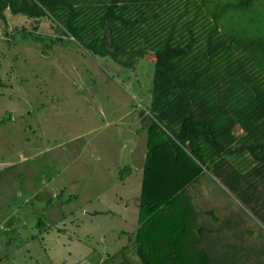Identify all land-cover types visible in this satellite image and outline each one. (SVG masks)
I'll use <instances>...</instances> for the list:
<instances>
[{
  "label": "trees",
  "instance_id": "16d2710c",
  "mask_svg": "<svg viewBox=\"0 0 264 264\" xmlns=\"http://www.w3.org/2000/svg\"><path fill=\"white\" fill-rule=\"evenodd\" d=\"M214 1L0 0V33L8 27L7 14L25 15L36 31L48 19L44 26L55 29V41L72 38L89 53L111 56L130 69L140 58L155 62L153 125L135 233L143 264H264L263 249L230 250L218 236L217 251L188 248L182 254L157 252L147 237L161 225L185 234L187 243L191 231L234 230L218 216L219 227L199 222L190 205L194 186L206 174L220 177L264 224V37H250L246 28L228 30L226 22L228 11L245 19L258 0H228L227 6ZM237 128L243 132L236 134ZM244 155L254 162L247 171L231 161Z\"/></svg>",
  "mask_w": 264,
  "mask_h": 264
},
{
  "label": "crops",
  "instance_id": "0c3cea01",
  "mask_svg": "<svg viewBox=\"0 0 264 264\" xmlns=\"http://www.w3.org/2000/svg\"><path fill=\"white\" fill-rule=\"evenodd\" d=\"M7 16L10 23L13 18L10 14ZM9 38L6 34V39ZM6 64L4 59L0 65ZM18 73L20 75L14 81L9 80L6 87L1 88L0 100L2 97L12 102L19 95H24V100L25 95L35 96H29L28 100L32 102L23 110L5 109L6 103L0 101L3 111L18 112V123L15 124L14 118L6 120L5 116H0V127L9 136L8 139L1 136L7 150L4 158H8V162L0 164L4 176L0 183V230L19 233L21 215L23 222L26 215L25 207H21L32 201L38 211L37 218L42 213H50L55 216V222L69 221L64 208L69 201H82L81 207L95 201L97 207L108 213V218L117 215L127 223H134L131 236L134 238L140 227L149 128L153 125L152 100L146 98L148 102H138L131 94L126 101H110L98 97L99 89L92 88L91 100L84 102L80 89L78 94L72 95L71 89L64 86L23 88L21 85L28 79L23 81L25 76ZM125 92L129 94L127 88ZM7 121L11 127L6 126ZM237 130L235 133L240 134ZM16 144L18 150L11 152ZM14 159L17 161L13 162ZM253 164L252 160L251 167ZM191 204L197 210L199 204L205 207L206 201H193L192 198ZM197 211L199 222L205 224L211 222L209 215L215 214L213 209ZM97 212V209L93 210V213ZM188 213L193 217V212ZM176 217L178 222V215ZM160 229L153 237L147 234L157 252L161 249L182 254L192 248L212 253L216 241L223 237L219 232L191 231L187 243L185 234L171 233L163 225Z\"/></svg>",
  "mask_w": 264,
  "mask_h": 264
},
{
  "label": "rangeland",
  "instance_id": "374dc122",
  "mask_svg": "<svg viewBox=\"0 0 264 264\" xmlns=\"http://www.w3.org/2000/svg\"><path fill=\"white\" fill-rule=\"evenodd\" d=\"M225 1L227 6L229 1ZM213 5H218V0L214 1ZM247 9L249 13L244 14L245 19L242 21L238 18V12H227L226 22H231L232 26H228V30L246 28L251 34L250 37L261 33L264 37V1L258 0L253 8ZM12 18L7 28H1L0 64H3L4 59L7 64L3 67L0 65V83L3 82L0 84V91L6 87L9 80L14 81L16 76L20 75L18 72H22L25 76L23 81L26 82L28 79L27 83L21 85L23 88L50 89L52 86H64L71 89L72 95L78 94L80 89L84 102L91 100L94 94L92 88L99 89L98 97H106L110 101H126L131 94L138 102H148L146 98L152 100L154 61L140 58L135 69H130L116 62L111 56L89 53L72 38L64 37L61 42L55 41L57 33L55 29L49 27L47 31L48 28L44 26L45 23L49 24L48 19H43V24L41 23L36 31L34 24L25 15ZM22 27L26 29L23 31ZM6 34L9 35V39H6ZM41 52L44 55L39 57L38 53ZM125 88L129 94L125 92ZM19 96L16 101L8 102L9 100L2 97L0 101L6 103L5 109L23 110L32 102L28 100L29 96L35 95H25V100L24 95ZM6 111L0 106L2 118L4 116L6 120L14 118V124L18 123L16 115L18 112L11 114L8 113L11 110ZM7 122L6 126L11 127L9 121ZM237 132L241 133V130L238 129ZM1 136L9 138L4 134L2 127L0 164L8 162V158H4L7 150ZM14 146L11 152L18 150L17 144ZM16 161L14 159L13 162ZM231 161L242 171L248 170L252 165V159L248 155L233 157ZM205 178L203 182L194 186L191 194L193 201H206L205 207L199 204L197 210L206 208L215 211V215H209L211 220L207 223L209 226L219 227V224L215 223V216L229 221L228 228L229 223L233 225L232 232L227 229L220 232L223 236L220 243H225V248L229 247L230 250L237 245L246 252L258 247L264 250V224L253 213L251 207L240 201L235 193L230 192L220 177L206 174ZM3 180L4 176L0 172V183ZM81 203L82 201H69L68 206L65 205L64 208L67 212L73 213L66 212L65 215L68 216L66 219L69 221L59 220L60 222H55V216L50 213H42L37 218L38 211L35 210L33 201L22 206L21 209L23 207L26 209V215L24 222L21 215L22 223L17 229L19 233L0 230V264H143L135 237H131L134 223L123 221L115 211L116 216L108 218V213L102 211V207H97L95 201L84 207H81ZM13 208L14 206L11 209ZM95 209L98 210L97 213H93Z\"/></svg>",
  "mask_w": 264,
  "mask_h": 264
}]
</instances>
